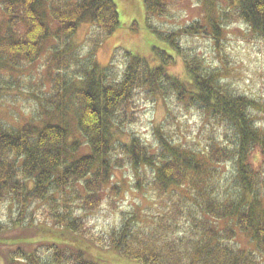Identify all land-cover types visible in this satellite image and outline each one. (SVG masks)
Listing matches in <instances>:
<instances>
[{"label":"trees","instance_id":"1","mask_svg":"<svg viewBox=\"0 0 264 264\" xmlns=\"http://www.w3.org/2000/svg\"><path fill=\"white\" fill-rule=\"evenodd\" d=\"M167 1L142 0L146 19L163 15ZM53 3L2 0L0 68L37 61L47 42L51 47L66 45L54 56L56 86L69 92L67 103L75 105L73 123L83 141L62 125L64 113L19 129L0 120V203L7 202L17 217L0 221V264H115L92 255L88 247L94 245L79 232L84 215L95 212L104 196H119L120 186L112 180L115 170L125 166L133 170L137 191H158L167 197L168 207L155 220L140 221L138 209L123 214L110 236L111 256L126 264H264V104L232 95L222 86L219 72L205 69L175 38L163 40L185 61L188 79L168 74L173 57L155 48L158 66L129 54L119 80L111 81V69L95 65L92 48L119 25L114 2ZM229 9L223 19L236 18L264 45V0H237ZM84 23L99 33L89 36L94 46L82 61L85 67L76 85L71 79L62 81L59 71L72 63L75 51L69 50V42ZM220 32L213 20L210 32L195 24L182 34H211L218 41ZM139 95L194 109L222 134L205 150L195 151L173 143L158 128L155 144L146 145L124 131L135 120L134 98ZM227 168L232 191L220 193L219 182H209L212 173ZM37 202L46 206L48 221L60 230L43 229L28 218ZM41 233L51 234L53 241L35 242ZM239 234L248 246L239 245Z\"/></svg>","mask_w":264,"mask_h":264},{"label":"rangeland","instance_id":"2","mask_svg":"<svg viewBox=\"0 0 264 264\" xmlns=\"http://www.w3.org/2000/svg\"><path fill=\"white\" fill-rule=\"evenodd\" d=\"M55 1L61 6L62 3L75 0ZM112 1L119 16L117 29L92 48L94 45L89 43V36H92V33L96 36L99 32L95 33V28L90 23L80 25L69 42L71 45L69 50L75 51L73 52L75 56H71L72 63L59 71L62 81L71 79V82H76V78L81 76L80 70L85 67L82 61L88 57L87 53L91 48L95 65L100 70L111 69L109 77L111 81L119 80L125 58L129 54L144 59L151 67L158 66L159 54L155 48L165 50L173 57L166 66V71L172 77L184 81L188 79L186 63L181 55H174L170 51L169 45L163 40L167 37L175 38L174 42L178 47L190 57H197L205 69L217 70L222 86L232 95L246 97L260 105L264 104V45L236 18L223 19V15L229 13L230 5L237 0H168L163 15L148 19L145 17L142 0ZM213 20L221 26V37L218 41L213 40L211 34L208 36L182 34L184 29L195 24L206 27L207 32H210ZM55 27L52 26V29L55 30ZM3 28L4 13L0 5V30L3 31ZM52 46L55 47H51L47 42L41 56L33 63L20 62L14 69L1 66L0 120L6 127L19 129L35 120H44L53 114L55 118L64 113L60 122L71 136L80 139L73 123L75 105H68L69 92H63L64 87L59 84L56 86L54 56L57 52L66 50V45L63 46L59 42V45ZM77 84L79 85L78 82ZM134 102L135 120L124 131L139 137L146 145L155 144L154 130L158 128L167 132V137L173 143L187 145L195 151L205 150L213 141L217 142L218 136L222 134L221 128L216 127L215 123L212 125L205 121L201 113L194 109L188 110L169 100L152 102L141 95L134 98ZM66 105L68 109L65 108ZM221 139L219 138L220 142ZM80 155L81 152L78 156ZM132 175L133 170L129 166L115 170L112 184L120 186L119 196L117 198L104 196L95 212L84 215L83 228L79 232L84 240H89L94 245L88 247L92 255L95 254V257L115 264H126V261L111 256L107 251L111 245L109 240L112 231L119 227L123 214L138 209L140 221L147 218L155 220L158 218L157 215L168 207L167 197L158 191L154 189L144 193L137 191ZM229 176V168L216 175L212 173V181L209 184H215L214 180L218 181L221 188L219 192L230 193L232 184ZM30 207L28 218L37 226L53 232L60 230L48 221L49 215L46 214V206L43 203H32ZM9 208L7 202L0 203L2 223H10L17 219L16 210L11 213ZM45 234L41 233L35 242L42 244L52 242L51 234ZM238 242L241 247L248 246L246 237L241 234Z\"/></svg>","mask_w":264,"mask_h":264}]
</instances>
